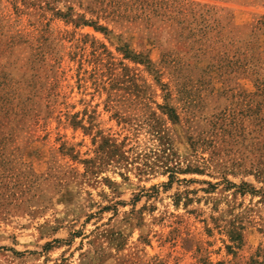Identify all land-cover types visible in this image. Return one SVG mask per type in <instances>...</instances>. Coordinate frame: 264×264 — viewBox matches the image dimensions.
<instances>
[{
	"label": "rangeland",
	"instance_id": "rangeland-1",
	"mask_svg": "<svg viewBox=\"0 0 264 264\" xmlns=\"http://www.w3.org/2000/svg\"><path fill=\"white\" fill-rule=\"evenodd\" d=\"M0 264H264V0H0Z\"/></svg>",
	"mask_w": 264,
	"mask_h": 264
}]
</instances>
